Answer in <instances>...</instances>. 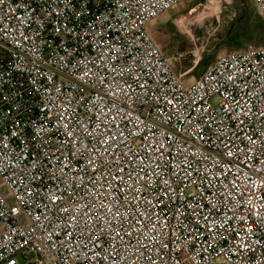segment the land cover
I'll use <instances>...</instances> for the list:
<instances>
[{
	"label": "built area",
	"instance_id": "1",
	"mask_svg": "<svg viewBox=\"0 0 264 264\" xmlns=\"http://www.w3.org/2000/svg\"><path fill=\"white\" fill-rule=\"evenodd\" d=\"M180 1L0 0V264H264V46L187 84Z\"/></svg>",
	"mask_w": 264,
	"mask_h": 264
},
{
	"label": "rangeland",
	"instance_id": "2",
	"mask_svg": "<svg viewBox=\"0 0 264 264\" xmlns=\"http://www.w3.org/2000/svg\"><path fill=\"white\" fill-rule=\"evenodd\" d=\"M241 1L182 0L147 25L165 56L172 57L176 52L186 54L184 59L174 62V68L176 72L185 74L187 84H191L203 72L206 68L203 63L209 60L208 57L214 56V61L229 52L245 50L221 44V39L238 16ZM245 1L262 17L252 0ZM2 190L10 199L8 190ZM9 202L13 203V200L10 199ZM21 221L25 223L26 218L22 217Z\"/></svg>",
	"mask_w": 264,
	"mask_h": 264
},
{
	"label": "trees",
	"instance_id": "3",
	"mask_svg": "<svg viewBox=\"0 0 264 264\" xmlns=\"http://www.w3.org/2000/svg\"><path fill=\"white\" fill-rule=\"evenodd\" d=\"M239 13L231 28L221 39L222 45L235 46L240 49H248L255 46H264V17L257 15L245 0L239 4ZM202 63L206 68L210 65L214 56Z\"/></svg>",
	"mask_w": 264,
	"mask_h": 264
},
{
	"label": "snow or ice",
	"instance_id": "4",
	"mask_svg": "<svg viewBox=\"0 0 264 264\" xmlns=\"http://www.w3.org/2000/svg\"><path fill=\"white\" fill-rule=\"evenodd\" d=\"M90 163H91V161H90Z\"/></svg>",
	"mask_w": 264,
	"mask_h": 264
}]
</instances>
